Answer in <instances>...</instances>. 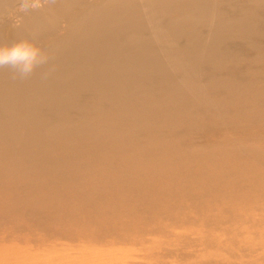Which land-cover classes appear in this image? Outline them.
<instances>
[{
    "label": "bare ground",
    "instance_id": "6f19581e",
    "mask_svg": "<svg viewBox=\"0 0 264 264\" xmlns=\"http://www.w3.org/2000/svg\"><path fill=\"white\" fill-rule=\"evenodd\" d=\"M41 4L0 0L49 57L0 69V264H264V0Z\"/></svg>",
    "mask_w": 264,
    "mask_h": 264
},
{
    "label": "clouds",
    "instance_id": "9594fccd",
    "mask_svg": "<svg viewBox=\"0 0 264 264\" xmlns=\"http://www.w3.org/2000/svg\"><path fill=\"white\" fill-rule=\"evenodd\" d=\"M41 6V0H17V11L21 15L36 11ZM48 62L49 57L31 40L24 39L9 45H0V69L9 68L14 78H28L38 67ZM43 75L46 77L48 73Z\"/></svg>",
    "mask_w": 264,
    "mask_h": 264
},
{
    "label": "rangeland",
    "instance_id": "374dc122",
    "mask_svg": "<svg viewBox=\"0 0 264 264\" xmlns=\"http://www.w3.org/2000/svg\"><path fill=\"white\" fill-rule=\"evenodd\" d=\"M25 202L22 203V205ZM76 232H72V233H65L62 234L61 236H49V238H45L44 234H35V235H30L28 233H21L16 235L15 237L22 239L23 241H28L27 243H31L32 241L36 243L37 247L41 246V244H51L54 245L55 247H57V250H60L61 248L65 247H69V246H73V245H77V243L79 242V238H75ZM37 247H34L35 250H37ZM59 247V248H58ZM22 253V252H21ZM25 253H22L21 256L18 257V261L14 262L13 264H52V263H48V262H43L41 261V257L38 259H34V254H26L28 256H24ZM24 256V257H23ZM31 260V262H30ZM60 260V261H59ZM21 262V263H20ZM57 262V263H56ZM86 264V262H79V261H73V259H67V258H63V259H58L56 260L53 264ZM134 262H136V260H134Z\"/></svg>",
    "mask_w": 264,
    "mask_h": 264
}]
</instances>
